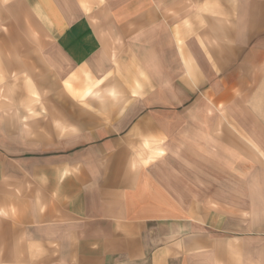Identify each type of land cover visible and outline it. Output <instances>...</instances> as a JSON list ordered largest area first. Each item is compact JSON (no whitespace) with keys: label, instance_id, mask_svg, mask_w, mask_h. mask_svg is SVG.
Returning a JSON list of instances; mask_svg holds the SVG:
<instances>
[{"label":"crops","instance_id":"crops-1","mask_svg":"<svg viewBox=\"0 0 264 264\" xmlns=\"http://www.w3.org/2000/svg\"><path fill=\"white\" fill-rule=\"evenodd\" d=\"M26 5L31 40L43 44L16 51L10 68L42 63L38 83L54 91L58 74L78 108L64 99L57 117L47 98L43 130L38 114L24 129L22 113L0 108V264H264V165H226V204H215L213 181L198 175L208 159L172 162L173 139L255 122L246 107L264 82V0ZM22 31L0 33V47ZM10 68L1 61L0 89L21 103Z\"/></svg>","mask_w":264,"mask_h":264},{"label":"rangeland","instance_id":"rangeland-1","mask_svg":"<svg viewBox=\"0 0 264 264\" xmlns=\"http://www.w3.org/2000/svg\"><path fill=\"white\" fill-rule=\"evenodd\" d=\"M13 3H17L19 6L16 10L9 8L0 10L1 34L12 35L20 33L23 30V41H7L5 44L6 47H0V64L1 61H3V63L5 62L9 68L10 62L15 61V59H13L11 55H14L16 51H27V53L32 50L39 51V49H41L40 47L43 44L42 42H33L31 40L30 29H33V22L31 21L32 16H30L29 13H32V11L26 5V0H0V5L4 4L5 6H8ZM23 5L25 6V8H23ZM16 15H18L19 18H22L21 23L24 24L22 25V27L16 25ZM21 28L22 30H20ZM27 53L25 52V54L23 53V55H27ZM31 60L32 59L29 60V58H23L21 71L20 69H18V72H16L14 69L10 68L12 72L11 74L8 73L7 75V81H20L23 83L24 89L22 91V94L28 99H25V101L22 100V102L20 103L15 100L17 98V95H15L14 93L15 90L13 91L10 89L2 88L0 89V108L3 109V112L14 111L15 113H22V123L24 129L31 128V115L38 114V117L40 116L38 122L40 125V130H43L48 122L46 117L42 116L47 115V98H50V100L54 99V109L57 117H59L58 115L60 114L58 110H61L63 108L62 102L64 99H71V109L76 107L78 108V99L77 97H74L77 96V94H75L76 92L72 91L70 95L69 91H65L63 89L62 78H60L56 73L54 74V76H51L52 81H59L58 83H56V85H58V88H56L54 91H48L46 89V85L38 83L43 78L42 73H46L47 67L41 66L42 63L35 66H32L30 64L31 66H28L27 63ZM0 71V73L3 74H0V87H4L5 85H3L2 83L5 82L6 79H4L5 75L3 73V70L0 69ZM44 77L46 78V76ZM20 82L18 83L20 84ZM33 84L38 85L36 96L32 95L30 88H28ZM254 93V98L251 104L247 105L246 109L253 114L252 116L255 119V122H214V133L216 135L214 136V138L208 140L207 138L202 137L198 138L196 136H184L182 138L173 139V146H175L174 151H176V154L172 156L173 163L182 162V165H208V159L210 168L199 169L198 175L200 182H208L209 184H212L213 181L214 195L216 196V199H218L215 204H223V202L226 204V165H264V82L262 83V88L259 90H255ZM32 97H34V99H37L38 101V109H35V111L33 112L31 105H26ZM85 97L90 98V94L86 95ZM65 107L70 108L68 106ZM238 110V107L236 109L231 108L230 110L228 109V107H226V115L231 116L232 114H237ZM55 124L58 127V125H60L61 123L56 122ZM198 124L200 126L201 123ZM187 125L188 123H183L184 133H195L196 122L190 123V130H185ZM243 126H246L247 136H240L241 133H244L243 130H245H242ZM256 126L259 127V130L257 131L255 130ZM226 128H228L230 132L234 134L233 138H226V136L224 135ZM41 134H44V132H42ZM256 134L258 136H256ZM207 145L209 146V148L207 147ZM196 150H198V153H196ZM202 150H204L205 154H202ZM184 169L189 174L190 170L186 168Z\"/></svg>","mask_w":264,"mask_h":264}]
</instances>
